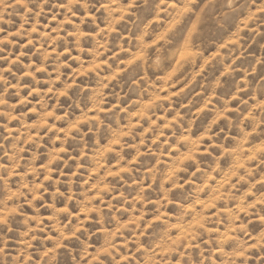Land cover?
<instances>
[{
  "label": "clouds",
  "instance_id": "9594fccd",
  "mask_svg": "<svg viewBox=\"0 0 264 264\" xmlns=\"http://www.w3.org/2000/svg\"><path fill=\"white\" fill-rule=\"evenodd\" d=\"M0 264H264V0H0Z\"/></svg>",
  "mask_w": 264,
  "mask_h": 264
}]
</instances>
